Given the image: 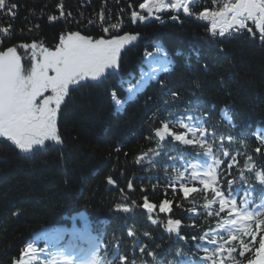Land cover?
Returning a JSON list of instances; mask_svg holds the SVG:
<instances>
[{
    "label": "trees",
    "instance_id": "16d2710c",
    "mask_svg": "<svg viewBox=\"0 0 264 264\" xmlns=\"http://www.w3.org/2000/svg\"><path fill=\"white\" fill-rule=\"evenodd\" d=\"M221 2L199 0L180 24L141 26L131 13L144 0H6L17 8L0 10V50L32 43L54 50L70 31L93 39L117 34L141 39L120 54L117 71L84 82L66 97L57 119L60 143L51 141L24 155L0 140V264L18 261L29 246L34 254L25 258L31 264H154V257L164 264H233V258L247 264L253 252L241 257L240 237L231 240L221 226L227 209L209 216L219 205L205 207L212 193L203 189L199 175L193 177L194 172L202 175L210 162L206 150L155 136L162 122L180 118L186 123L199 120L208 133L215 129L225 139L208 136L221 161L214 186L227 191L226 181L232 179L238 202L247 197L250 208L264 204V185L252 179L249 189L240 180L248 155L256 169L264 170V41L247 29L224 37L210 34L199 13L218 10ZM53 16L56 19L50 20ZM154 40L161 43L155 45ZM154 57L172 66L167 72L157 69L152 79ZM142 80L146 86L128 100L127 90ZM169 127L192 138L179 123ZM256 147L262 151L255 152ZM223 151L230 156L224 157ZM244 174L250 175L246 170ZM181 184L197 191L185 197ZM145 199L156 205L151 213L143 208ZM165 199L169 210L161 213ZM173 219L182 223L170 233L168 220ZM83 222L90 224L88 231ZM252 227L258 247L264 231L254 223ZM206 233L217 245L223 242L221 236L227 238L211 260L207 256L217 245L192 239ZM243 239L252 243L248 236ZM92 244L94 251L87 252ZM197 244L209 252L197 249ZM233 245L235 250L229 252Z\"/></svg>",
    "mask_w": 264,
    "mask_h": 264
},
{
    "label": "snow or ice",
    "instance_id": "6c2138e0",
    "mask_svg": "<svg viewBox=\"0 0 264 264\" xmlns=\"http://www.w3.org/2000/svg\"><path fill=\"white\" fill-rule=\"evenodd\" d=\"M17 8L16 4L6 3V0H0V10L12 12ZM139 8L147 13V16L155 15L157 20H161L160 13L171 11L179 14L181 11L186 15H191L189 0H144V3L139 5ZM172 15V20H177L178 15ZM14 15V12H13ZM133 21H144L147 17L136 11L131 13ZM201 20L211 22L213 36L224 37L226 33L232 35L240 33L247 28L248 32L253 29L248 26L251 21L255 28L259 30L260 38L264 41V0H228L221 8L215 11H202L199 13ZM56 17H50V20H55ZM218 29V32H217ZM231 30V31H230ZM7 32L8 29L2 30ZM108 32V29H104ZM136 40L135 35H115L110 38L93 39L90 35H82L79 31H70L67 35H62L58 45L54 50L49 47L32 43L31 45L22 44L21 48L31 49L29 63H22V56L18 54L16 47H7L6 50H0V138L10 141L18 150L24 153H30L34 149L45 146L46 142L54 141L60 143V136L57 130L58 113L62 110V105L66 103L71 91L77 87H82L83 82L87 80L98 81L105 75L106 70H115L119 67V59L121 50L131 41ZM162 49L158 48V52ZM179 54V53H178ZM146 55H152L146 53ZM156 68L153 69L152 79H155L157 69L164 72L170 71L172 62L167 59H159L154 57ZM142 72V76H143ZM147 81L142 80L134 88H129L128 100L135 97L136 93L141 91L146 86ZM173 98L176 97L172 93ZM115 99V94H114ZM125 101L124 103H126ZM117 106H121L122 102L115 99ZM225 113L228 109L224 110ZM188 121L192 120L189 116ZM179 123L180 127L187 130L192 138H186L185 134H176L170 130L169 125ZM199 134V135H198ZM211 135L213 141L219 138L221 141L225 139L223 134L217 136L215 129L208 133L207 129L202 126L199 120L196 123H186L183 118L178 121L165 120L162 122V127L155 130V136L160 141H164L165 137L174 138V141L181 142L185 146H199L206 150L205 154L210 157V162L207 164L203 174L193 173V177L199 175V183L203 185L204 190H210L212 198L208 200L205 207L211 204L218 203L219 210L210 209L208 215L219 216L227 209V219L222 221L221 226L228 234L231 240L235 241L240 237V252L243 257L245 252H253L252 258L247 259V264H264V235L258 241V247L255 246L256 231L252 224H255L256 229L264 231V204H257L254 207L248 205L252 203L250 199L242 198L237 201L231 189L233 180L226 181L227 191L223 190L217 184L216 166L221 163L216 158V153L213 152L212 145L208 141V136ZM231 139V137H228ZM261 144H264V139H261ZM223 144L220 148H223ZM119 151V149H117ZM154 151V150H152ZM262 149L255 148V152L259 153ZM159 155L158 152H154ZM224 157H229L228 151H223ZM236 157L232 156L231 160L235 161ZM253 157L248 155L247 161L241 169L240 180L251 188L250 181L258 180L261 185H264V170L256 169L252 162ZM232 163L228 164V168H232ZM250 173L245 175L244 171ZM183 172H178V176H183ZM231 175V173H229ZM111 185L114 183L112 179L108 180ZM128 187L131 189L132 184ZM181 189L185 197L189 193L196 192L195 187H185L181 184ZM249 195L251 193L249 192ZM156 207L153 203L145 202L143 208L151 213ZM261 210H257V208ZM128 212V208L123 209ZM169 210V201L165 199L159 205V211L165 213ZM251 222V223H250ZM182 221L180 219L168 220V231L174 232L180 228ZM132 236V232L128 233ZM216 235H220L216 233ZM251 238L252 243L246 242L243 237ZM184 239V237H181ZM195 241L207 239V242L212 245H217V240L214 236L205 234L200 237L193 236ZM223 241L219 243L207 259L211 260L216 252L223 250L227 238L221 236ZM197 249L203 248L205 253L209 249L202 244L196 245ZM235 250V246H231L228 251ZM144 251L143 248L140 249ZM29 253L34 254L31 246L24 251L17 264H31V260L27 259ZM180 255V252H177ZM124 259L123 256L120 257ZM154 264H164L161 260L153 258ZM95 264H99L95 260ZM108 264H114L109 261ZM213 264H219V261H213ZM233 264H241L240 261L233 258Z\"/></svg>",
    "mask_w": 264,
    "mask_h": 264
},
{
    "label": "flooded vegetation",
    "instance_id": "af4514ba",
    "mask_svg": "<svg viewBox=\"0 0 264 264\" xmlns=\"http://www.w3.org/2000/svg\"><path fill=\"white\" fill-rule=\"evenodd\" d=\"M228 2V1H227ZM191 3V1L189 0V4ZM175 13H172L171 11H166L162 16H161V20L164 22V24L163 25H165L166 23H167V21L170 23V21H169V19L171 18V16L172 15H174ZM175 15H178V19L177 20H179V19H182V20H186V19H184V17L182 16V13L180 12L179 14H175ZM179 21H181V20H179ZM182 22V21H181ZM154 23V22H153ZM152 23V24H153ZM151 24V23H150ZM155 25H156V23H154ZM162 25V26H163ZM158 26H160V25H158ZM250 26H253V24L252 25H250ZM25 52V51H24Z\"/></svg>",
    "mask_w": 264,
    "mask_h": 264
},
{
    "label": "rangeland",
    "instance_id": "374dc122",
    "mask_svg": "<svg viewBox=\"0 0 264 264\" xmlns=\"http://www.w3.org/2000/svg\"><path fill=\"white\" fill-rule=\"evenodd\" d=\"M28 45H29V44H28ZM19 49H20V48H19ZM115 70H116V69H115ZM109 71H110V72H113L114 70H111V69H110V70H106L105 74H106L107 72H109ZM89 80H90V79H89ZM1 141H5V139H4V140L1 139ZM5 142H6V141H5ZM7 142H9V141H7ZM9 143H10V142H9ZM92 247H94V244L89 245V248H88L87 252H89V251H92V252H93L94 249H93Z\"/></svg>",
    "mask_w": 264,
    "mask_h": 264
},
{
    "label": "water",
    "instance_id": "95a60500",
    "mask_svg": "<svg viewBox=\"0 0 264 264\" xmlns=\"http://www.w3.org/2000/svg\"><path fill=\"white\" fill-rule=\"evenodd\" d=\"M218 30V29H217ZM257 31L259 32V30L257 29ZM14 264H16V263H14Z\"/></svg>",
    "mask_w": 264,
    "mask_h": 264
}]
</instances>
